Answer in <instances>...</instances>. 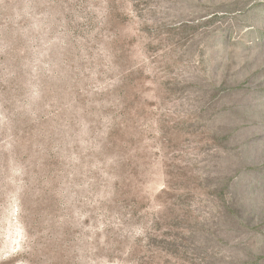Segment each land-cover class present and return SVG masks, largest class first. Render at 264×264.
<instances>
[{"label":"rangeland","instance_id":"374dc122","mask_svg":"<svg viewBox=\"0 0 264 264\" xmlns=\"http://www.w3.org/2000/svg\"><path fill=\"white\" fill-rule=\"evenodd\" d=\"M0 264H264V0H0Z\"/></svg>","mask_w":264,"mask_h":264}]
</instances>
